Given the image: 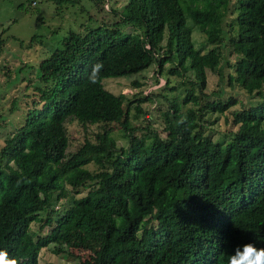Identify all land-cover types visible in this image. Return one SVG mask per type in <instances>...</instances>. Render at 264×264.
Returning <instances> with one entry per match:
<instances>
[{"label":"trees","instance_id":"16d2710c","mask_svg":"<svg viewBox=\"0 0 264 264\" xmlns=\"http://www.w3.org/2000/svg\"><path fill=\"white\" fill-rule=\"evenodd\" d=\"M64 1L73 0L54 2ZM109 11L117 20L69 28L36 64L37 99L0 144V249L37 264L40 248L65 251L71 239L89 249L78 264H227L238 245L264 248V0H124ZM193 25L211 44L227 38L235 58L226 81L258 96L228 112L225 138L202 133V115L228 109L233 96L183 109L198 101L191 87L181 102L166 98L160 133L136 123L143 110L136 103L131 113L133 97L102 83L154 63L160 74L191 69L201 91L220 53L194 46ZM114 122L126 144L110 134ZM72 123L84 131L80 142ZM31 221L50 228L32 234Z\"/></svg>","mask_w":264,"mask_h":264},{"label":"rangeland","instance_id":"374dc122","mask_svg":"<svg viewBox=\"0 0 264 264\" xmlns=\"http://www.w3.org/2000/svg\"><path fill=\"white\" fill-rule=\"evenodd\" d=\"M55 0H0V144L5 135L11 133L21 123L24 108L30 104L31 99H37V91L34 85L38 84L35 72L39 59L48 54L51 49L59 44V39L66 34L69 28L83 31L87 26L100 24V20L112 22L117 20L116 14L109 11L112 6L119 10L124 0L98 1L94 8V0H73L57 5ZM101 6V8H99ZM233 13L226 16L225 20L232 19ZM103 17V19L101 18ZM228 26L225 25V29ZM130 29V26H126ZM34 39L29 41L30 37ZM193 44L200 52H206L212 46L219 51L218 72L209 68L205 71V86L201 91L195 83L191 69L184 70L181 74H160L156 71V64L152 63L141 71L132 72L120 76L105 77L102 79L104 87L112 92H123L131 97L132 107L138 103L143 110L138 111L137 124L163 133V110L167 109V99L175 96L180 102L188 87L193 93L198 94L197 103L188 100L183 103L182 109L188 106L199 108L204 100L226 99L233 96L235 103L223 112L204 111L201 132L207 133L213 138L227 136V130L233 128L230 125V114L233 109H241L243 106L258 99V96L248 94L238 83L229 84L226 81L227 72L232 70L231 64L235 58L231 51L227 38L224 36L219 43H209L204 34L196 26H192L191 32ZM164 43V39L161 42ZM170 63H164V69ZM94 124L88 126L87 133ZM110 134L118 144H126V138L122 134L119 124L110 123ZM68 129L74 136L75 142H80L84 135L81 126L76 123L69 124ZM136 134H141L139 129ZM90 166V164H89ZM69 194L67 191L66 195ZM64 197L52 200L53 208H59L64 202ZM45 211L39 215L44 216ZM41 221L30 222V232L46 233L50 225L45 224L40 228ZM40 228V229H39ZM89 243L93 237L86 234ZM64 240V239H63ZM68 251L55 252L52 245L40 248L37 264H78L79 257H86L88 248L74 245L71 239H67L64 245Z\"/></svg>","mask_w":264,"mask_h":264},{"label":"clouds","instance_id":"9594fccd","mask_svg":"<svg viewBox=\"0 0 264 264\" xmlns=\"http://www.w3.org/2000/svg\"><path fill=\"white\" fill-rule=\"evenodd\" d=\"M103 68L104 65L100 61L93 64L87 76L88 82L95 84L101 78ZM0 264H21V262L11 256L8 250L0 249ZM227 264H264V248L257 247L251 242L238 245L228 256Z\"/></svg>","mask_w":264,"mask_h":264}]
</instances>
